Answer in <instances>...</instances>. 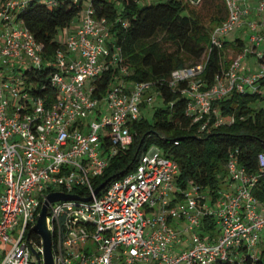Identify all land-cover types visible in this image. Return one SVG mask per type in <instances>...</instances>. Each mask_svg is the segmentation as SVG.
Masks as SVG:
<instances>
[{"label": "built area", "instance_id": "1", "mask_svg": "<svg viewBox=\"0 0 264 264\" xmlns=\"http://www.w3.org/2000/svg\"><path fill=\"white\" fill-rule=\"evenodd\" d=\"M28 1L0 0V264L45 263L43 238L33 228L47 196H92L94 179L129 150L132 125L143 120L141 106L151 100L150 90L157 92L152 81L128 79L111 25L97 19L90 4L48 55L20 18ZM225 3L227 19L213 30L209 51L222 49L246 25L250 43L210 90H202L199 78L206 62L173 71L168 82L170 88L187 83L186 115L192 124L206 119L200 133L234 122L215 102L233 91L264 88L263 52L257 50L264 43V0L253 8L245 0ZM248 55L259 66L245 73ZM46 67L52 69L42 80L51 87L32 76ZM111 70L119 75L103 93ZM258 163L259 173H249L231 153L228 181L214 196L200 184L179 185V164L149 147L102 196L50 203L54 264H254L264 233V202L254 195L264 153Z\"/></svg>", "mask_w": 264, "mask_h": 264}, {"label": "trees", "instance_id": "2", "mask_svg": "<svg viewBox=\"0 0 264 264\" xmlns=\"http://www.w3.org/2000/svg\"><path fill=\"white\" fill-rule=\"evenodd\" d=\"M86 4L95 10L97 19H106L111 25V37L122 48L130 72L128 79L154 82L165 103V108L156 110L152 122L143 119L132 125L133 142L129 150L114 158L104 174L94 179L95 189L109 179L112 182L122 178L123 172H131L141 154L153 145L179 164V185L200 184L214 196L228 181L226 166L231 153H235L249 173H259L258 156L264 153L262 88L256 92L233 91L215 102L221 115L227 121L234 117V122L200 133L206 119L192 124L186 115L187 83L174 88L168 85L173 71L206 62L199 78L202 90H210L223 73L225 50L243 52L247 44L241 39L209 51L213 30L228 16L225 0H200L195 4L189 0H29L20 18L44 46L45 53L52 55L61 47L56 35L72 25ZM46 68L33 74V78L47 77L52 68ZM118 75L117 70H111L104 76L103 93ZM42 81L51 87L48 80ZM103 194L104 189L99 196ZM254 195L264 202V171ZM261 244L263 248L254 264H264V236Z\"/></svg>", "mask_w": 264, "mask_h": 264}, {"label": "rangeland", "instance_id": "3", "mask_svg": "<svg viewBox=\"0 0 264 264\" xmlns=\"http://www.w3.org/2000/svg\"><path fill=\"white\" fill-rule=\"evenodd\" d=\"M151 1H155V0H151ZM252 35H253V32L250 29L243 27L242 29H237L234 32H232L227 38L234 41L237 37H239V38H241V40L244 43H246L248 45L250 43V38ZM55 38L57 41H61V40H64V38H66V36L62 32H59V34H57ZM257 50L260 52H263L264 51V43L260 44L257 47ZM238 54H239V51L233 52V51H230L229 49L225 50L224 57H223V72L227 73L229 71L232 62L235 60V58L238 56ZM242 65H243L245 70L248 68L251 70H254V69L256 70L259 66V60L255 55H248L242 61ZM262 94L264 96V88L262 89ZM150 97H151V100L146 101L141 106V113H142L143 119L148 121V122L153 121L154 114H155L156 110H158L160 108H165V103H164L163 99L160 96H158V94L154 88L152 90H150ZM263 104H260V106H263ZM155 146L156 145H153L151 147H155ZM14 236L15 235H13V237ZM263 236H264V233H263ZM262 248H263V246H262V244H260V249H262ZM33 260L35 261V263H38V258L36 256H33ZM43 264H45V263H43Z\"/></svg>", "mask_w": 264, "mask_h": 264}, {"label": "water", "instance_id": "4", "mask_svg": "<svg viewBox=\"0 0 264 264\" xmlns=\"http://www.w3.org/2000/svg\"><path fill=\"white\" fill-rule=\"evenodd\" d=\"M124 175V172L122 173ZM111 182V179L104 182L100 187H98L92 196L88 198H80L76 195H67L63 193H51L47 197L45 204L42 207L40 216L38 218V222L36 226L33 228L35 232L43 238L44 241V254H45V264H54L53 259V251H52V236L51 232L47 225V216H48V207L50 203L57 202V201H66V200H76L82 202L91 201L95 195L101 193V191Z\"/></svg>", "mask_w": 264, "mask_h": 264}, {"label": "crops", "instance_id": "5", "mask_svg": "<svg viewBox=\"0 0 264 264\" xmlns=\"http://www.w3.org/2000/svg\"><path fill=\"white\" fill-rule=\"evenodd\" d=\"M245 1H246V4L248 6H250L251 8H253V7H255L257 5V3H258L259 0H245ZM78 20H79V17L72 23L71 26H69L68 28L62 30L61 32L65 35V34H67L68 30L75 29L78 26ZM246 27H247V25H246ZM238 39H241V38L237 37L234 41H232L229 38H226L225 39V42L233 43V42H235ZM229 50L234 52V50L232 48H229ZM253 71H255V69L254 70H251V69L248 68V69L245 70V73H250V72H253Z\"/></svg>", "mask_w": 264, "mask_h": 264}]
</instances>
